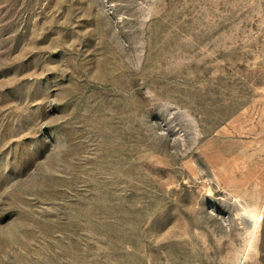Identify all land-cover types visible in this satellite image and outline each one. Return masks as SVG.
<instances>
[{
  "label": "rangeland",
  "instance_id": "1",
  "mask_svg": "<svg viewBox=\"0 0 264 264\" xmlns=\"http://www.w3.org/2000/svg\"><path fill=\"white\" fill-rule=\"evenodd\" d=\"M0 264H264V0H0Z\"/></svg>",
  "mask_w": 264,
  "mask_h": 264
}]
</instances>
